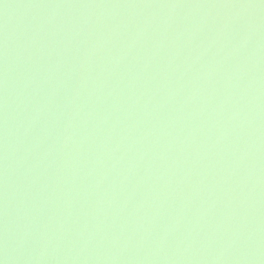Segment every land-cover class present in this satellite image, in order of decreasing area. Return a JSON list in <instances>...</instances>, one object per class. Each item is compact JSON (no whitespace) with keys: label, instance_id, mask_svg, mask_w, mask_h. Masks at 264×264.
<instances>
[{"label":"water","instance_id":"water-1","mask_svg":"<svg viewBox=\"0 0 264 264\" xmlns=\"http://www.w3.org/2000/svg\"><path fill=\"white\" fill-rule=\"evenodd\" d=\"M0 264H264V0H0Z\"/></svg>","mask_w":264,"mask_h":264}]
</instances>
